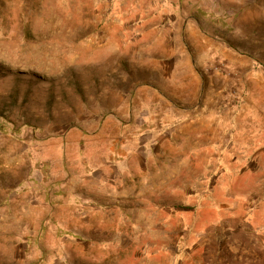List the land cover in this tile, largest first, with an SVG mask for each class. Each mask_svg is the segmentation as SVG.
Returning <instances> with one entry per match:
<instances>
[{
    "label": "rangeland",
    "instance_id": "374dc122",
    "mask_svg": "<svg viewBox=\"0 0 264 264\" xmlns=\"http://www.w3.org/2000/svg\"><path fill=\"white\" fill-rule=\"evenodd\" d=\"M179 259L264 264V0H0V264Z\"/></svg>",
    "mask_w": 264,
    "mask_h": 264
},
{
    "label": "crops",
    "instance_id": "0c3cea01",
    "mask_svg": "<svg viewBox=\"0 0 264 264\" xmlns=\"http://www.w3.org/2000/svg\"><path fill=\"white\" fill-rule=\"evenodd\" d=\"M62 195H67V200H70V199L73 200L74 198L79 197V198H80V199H79V202H80L81 200L84 201V202H87V201H88V196H85V195L82 194V193H68V192H66V193H63ZM62 195H61V196H62ZM90 199H91V200H95L93 196H91ZM177 264H182V259H179V260L177 261Z\"/></svg>",
    "mask_w": 264,
    "mask_h": 264
},
{
    "label": "trees",
    "instance_id": "16d2710c",
    "mask_svg": "<svg viewBox=\"0 0 264 264\" xmlns=\"http://www.w3.org/2000/svg\"><path fill=\"white\" fill-rule=\"evenodd\" d=\"M61 197L63 198L64 201L67 200V195H62Z\"/></svg>",
    "mask_w": 264,
    "mask_h": 264
}]
</instances>
